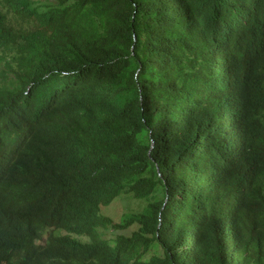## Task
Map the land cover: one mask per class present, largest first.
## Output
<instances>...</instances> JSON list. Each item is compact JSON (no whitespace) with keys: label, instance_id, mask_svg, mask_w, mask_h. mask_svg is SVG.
Returning a JSON list of instances; mask_svg holds the SVG:
<instances>
[{"label":"trees","instance_id":"1","mask_svg":"<svg viewBox=\"0 0 264 264\" xmlns=\"http://www.w3.org/2000/svg\"><path fill=\"white\" fill-rule=\"evenodd\" d=\"M14 261L264 264V0H0Z\"/></svg>","mask_w":264,"mask_h":264},{"label":"rangeland","instance_id":"2","mask_svg":"<svg viewBox=\"0 0 264 264\" xmlns=\"http://www.w3.org/2000/svg\"><path fill=\"white\" fill-rule=\"evenodd\" d=\"M32 1L41 2L45 0H32ZM143 204H145V202ZM143 204L127 197H121L117 199L114 203L105 207L102 210V213L105 214L106 216L111 217L114 221L118 222L127 213L140 211L141 208L143 207ZM61 235H63V232H56V236H61ZM44 239L45 238H43V240ZM13 264H16V261H14Z\"/></svg>","mask_w":264,"mask_h":264},{"label":"clouds","instance_id":"3","mask_svg":"<svg viewBox=\"0 0 264 264\" xmlns=\"http://www.w3.org/2000/svg\"><path fill=\"white\" fill-rule=\"evenodd\" d=\"M57 0H45V1H41V2H33L34 4H43V3H49V2H56ZM121 197H127V198H130V199H132V200H134V201H137V202H139V203H144L145 202V204H143V207L141 208V210L143 209V208H145V206L147 205V201L144 199H142V200H136V199H133L132 198V194H128V193H125V192H123V193H121V194H119L117 197H115L114 198V200L111 202V204L112 203H114L117 199H119V198H121ZM170 202H171V198L169 197V196H166L165 198H164V200H163V203H162V206H161V212H163L164 213V211H165V209H167L168 207H170ZM104 209V208H103ZM102 209V210H103ZM141 210L140 211H137V212H129V213H127V214H130V213H138V212H141ZM101 213H102V211H101ZM103 214V213H102ZM126 214V215H127ZM103 215H105V214H103ZM106 216V215H105ZM159 216H160V214H159ZM109 217V216H108ZM111 218V217H110ZM112 219V218H111ZM113 220V219H112ZM114 221V220H113ZM120 221V220H119ZM118 221V222H119ZM116 222V221H115Z\"/></svg>","mask_w":264,"mask_h":264}]
</instances>
